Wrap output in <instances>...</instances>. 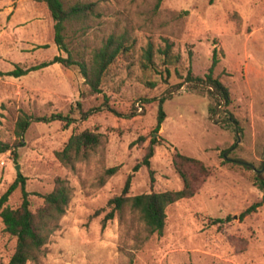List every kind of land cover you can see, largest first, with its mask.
Returning a JSON list of instances; mask_svg holds the SVG:
<instances>
[{
  "label": "rangeland",
  "instance_id": "obj_1",
  "mask_svg": "<svg viewBox=\"0 0 264 264\" xmlns=\"http://www.w3.org/2000/svg\"><path fill=\"white\" fill-rule=\"evenodd\" d=\"M65 1L92 3L97 13L86 30L69 32L73 57L88 56L111 33L127 35L133 48L109 65L99 92L90 90L76 65L53 63L19 77L8 75L16 65L29 67L67 53L54 43L53 18L43 2L0 0V140L21 141L16 157L0 153V195L18 173L25 177L32 211L56 176L74 188L44 254L26 264H264V192L252 182L264 152V0H162L158 6L157 0ZM167 42L169 73L160 52ZM148 43L154 50L152 67L144 66ZM214 49L213 75L229 89L228 109L239 133L235 124L222 120L224 112L210 117L208 96L186 80L189 71L204 77ZM168 94L162 103L165 118L154 132L159 98ZM88 110L93 112L82 119L81 111ZM21 112H60L76 120L66 128L59 120L35 121L18 138L14 127ZM83 129L101 133L104 146L72 171L54 153ZM151 135L161 137L150 159L154 182L141 166L133 172L129 195L181 188L172 167L174 148L202 160L210 175L192 197L167 206L162 235L144 238L130 215L123 223L115 215L102 227L111 210L108 199L121 193ZM114 165L118 170L100 184L103 170ZM21 200L19 184L7 204L15 208ZM253 203H259L257 209L239 220L237 215ZM227 215L230 220L215 221ZM14 247L0 218V264H9Z\"/></svg>",
  "mask_w": 264,
  "mask_h": 264
},
{
  "label": "trees",
  "instance_id": "obj_2",
  "mask_svg": "<svg viewBox=\"0 0 264 264\" xmlns=\"http://www.w3.org/2000/svg\"><path fill=\"white\" fill-rule=\"evenodd\" d=\"M43 2L53 18V40L60 50L67 53V56L55 55L48 61L41 62L29 67H20L16 65L7 72L8 75L19 77L30 71L46 67L53 63H61L64 66L76 65L80 73L84 77L86 84L92 92H99L102 78L109 65L115 59L123 54L128 53L133 48V43L129 42L125 34H109L106 39L98 46L90 50L88 56L80 55L78 58L72 56L67 39L71 37V33L77 30H86L89 20L96 17L97 13L92 3L76 1L74 3H66L65 0H34ZM162 0L156 1V6ZM75 25H79L76 28ZM71 31V33H69ZM164 55V62L170 63V44L167 42L165 48L160 51ZM144 66H154V50L151 43H148L144 49ZM218 63L216 50H213L211 64L204 77L193 76L191 71L188 72L186 80L193 90L205 92L208 96V112L209 116L215 118L219 111L225 113L224 121L235 124L236 131L239 133L240 128L237 126L238 121L229 111L232 99L227 86L213 75V69ZM169 73L168 65L165 67ZM180 86V84L178 85ZM170 94L159 98L158 110L156 115V124L154 132H158L161 123L165 118V112L162 103ZM96 108H93V110ZM93 110L81 111V118H86ZM217 118V117H216ZM59 120L63 122L66 128L76 119L64 115L60 112L51 113L50 115L34 116L21 112L15 121V136L21 138L28 126L35 121L50 122ZM161 137L151 135L146 146L145 153L141 160L136 162L132 167V172L127 175L122 191L118 195H114L108 199L107 204L111 206L102 218V227L105 226L107 220L117 215L119 223L125 221L126 215L133 217L134 222L140 224L144 238H148L152 234L162 235L166 219V208L170 204L185 198H190L197 193L207 176L210 175L211 169L200 159L184 154L174 148L171 154L172 167L180 177L182 186L176 190L150 191L129 195V189L133 172L137 171L141 166H145L150 176L151 185L154 182L153 170L151 169V157L154 154V147L160 143ZM0 140V153L10 151L16 157V146ZM104 136L90 129H83L79 132H73L64 143L63 147L55 151V158L65 167L72 171L78 162L87 161L92 155L103 149ZM244 167L250 168V165L243 162ZM262 167V165H261ZM260 167V168H261ZM259 168V169H260ZM254 168L252 182L261 191L264 192V170L259 171ZM118 165L107 167L103 170L99 177L100 184L115 174ZM25 177L21 173L17 174L15 180L0 195V218L4 225V230L15 239V247L9 258V264H26L28 261L38 262L44 254V246L49 241L50 236L60 227V220L65 215L73 196V186L65 177L56 176L54 178L53 187L50 191L39 193L42 198L41 204L35 211L30 209L28 192L24 188ZM22 188V200L20 204L13 208L7 204L9 195L18 185ZM259 203H253L241 211L237 217L242 220L248 214L254 212ZM231 219L227 215L224 219H215V221H228ZM128 264H133L132 260Z\"/></svg>",
  "mask_w": 264,
  "mask_h": 264
},
{
  "label": "water",
  "instance_id": "obj_3",
  "mask_svg": "<svg viewBox=\"0 0 264 264\" xmlns=\"http://www.w3.org/2000/svg\"><path fill=\"white\" fill-rule=\"evenodd\" d=\"M262 167L259 169V171H262V170H264V152H263V155H262ZM16 169H17V171H19V168H18V166L16 167Z\"/></svg>",
  "mask_w": 264,
  "mask_h": 264
}]
</instances>
